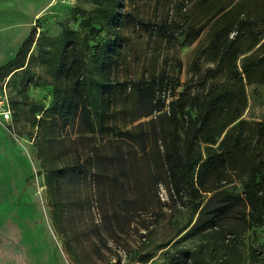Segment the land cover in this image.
Wrapping results in <instances>:
<instances>
[{
    "label": "trees",
    "instance_id": "1",
    "mask_svg": "<svg viewBox=\"0 0 264 264\" xmlns=\"http://www.w3.org/2000/svg\"><path fill=\"white\" fill-rule=\"evenodd\" d=\"M90 2V13L95 17L84 16L85 11L77 6L71 8L82 15L79 29L64 26L58 36H41L38 59L50 77L49 107L37 112L27 108L23 91L12 79L18 67L24 65L33 30L13 58L0 67V79L12 73L15 123L23 125L29 115L34 122L36 156L45 172L53 226L59 228L61 224L59 194L65 188L61 181L68 177L74 180L78 192L89 188L86 180L91 177L96 188L109 193L117 207L136 204L144 186L139 175L146 169L145 146L159 140L164 171L161 183L188 200L195 196L199 200L192 202L195 218L159 247L160 257L150 264H244L245 253L252 261H264V253L252 241L245 244L243 239L248 229L264 224V123L241 119L245 107L242 86L192 96L185 104L195 114L187 115L180 130L175 125L165 128L160 124L136 139L118 117L125 110L124 103H118L120 91L132 83L119 79L118 68L121 22L139 18L122 9V0ZM240 24L238 33L246 29L245 21ZM101 32L102 38L90 45ZM227 34L216 31L212 38L217 57L212 75L224 72L228 62L235 66L239 54L256 44L253 40L246 49H240L238 36L228 39ZM177 82L164 72L148 83L130 85L136 93L134 108L139 111L128 123L154 113L158 114L150 119L151 123L173 118L174 109L181 107L182 93L168 102V112L164 111L165 99L156 93L171 85L169 96H173ZM137 142L142 152L140 160L136 159ZM232 181L239 183L240 193L223 188ZM203 195L208 197L204 199ZM192 240H197L196 245H185ZM148 262L146 259L141 263Z\"/></svg>",
    "mask_w": 264,
    "mask_h": 264
},
{
    "label": "rangeland",
    "instance_id": "2",
    "mask_svg": "<svg viewBox=\"0 0 264 264\" xmlns=\"http://www.w3.org/2000/svg\"><path fill=\"white\" fill-rule=\"evenodd\" d=\"M15 1L10 0V14L22 20L25 5ZM122 1V9L139 20L129 17L121 22L118 75L121 81L132 83L120 91L118 103L123 102L125 110L118 117L127 123L126 128L134 132L136 139L150 133L153 126L158 129L160 124L165 128L175 125L180 130L187 115L195 114L185 104L192 96L240 89V85L245 98L241 119L264 123V0ZM203 1L205 5H201ZM73 6L85 11L84 16L91 14L90 0H53L29 22L34 36L24 65L18 67L12 79L23 91L27 108L34 112L52 102L50 77L38 59L41 36H58L64 26L79 29L82 15L73 13ZM221 8L224 10L217 13ZM244 21L246 29L238 33ZM216 31L228 32V39L237 35L240 49H246L253 40L256 44L239 54L235 66L228 62L224 72L212 75L217 62L212 48ZM101 38L102 32L90 45ZM164 72L175 77L178 85L173 96H169L171 85L156 95L165 99L164 111L168 112V102L182 93L181 107L174 109L173 118L151 123L150 119L158 114L154 113L128 123L139 111L134 108L136 93L130 85L148 83ZM27 117L17 127L19 138L8 136L14 149L13 162L5 179L0 174V182L5 184L0 187V264H142L146 259L148 264L156 263L162 251L159 247L195 218L192 202L197 203L199 198L188 200L161 183L164 171L158 140L145 146L146 169L139 175L145 182L136 204L117 207L109 193L96 188L91 177L86 180L89 188L78 192L74 180L68 177L61 181L65 184L59 194L63 206L61 227L55 228L47 202L45 172L36 156L37 131L31 116ZM135 153L140 160L138 142ZM223 188L234 193L241 191L236 181ZM207 197L203 195L204 199ZM243 239L245 244L252 241L264 253V224L248 229ZM196 243L192 240L185 245ZM244 257V264H264L250 260L246 253Z\"/></svg>",
    "mask_w": 264,
    "mask_h": 264
},
{
    "label": "crops",
    "instance_id": "3",
    "mask_svg": "<svg viewBox=\"0 0 264 264\" xmlns=\"http://www.w3.org/2000/svg\"><path fill=\"white\" fill-rule=\"evenodd\" d=\"M15 2L25 5L26 14L22 20L18 19L16 15L11 16L10 0H0V67L13 58L23 40L28 36L31 18L34 15L39 16L53 0H16ZM36 4L37 6H35ZM11 46H14L13 51H11ZM13 156L14 149L10 139L4 129L0 127L1 179H5V173H9ZM4 185V182H0V187Z\"/></svg>",
    "mask_w": 264,
    "mask_h": 264
},
{
    "label": "built area",
    "instance_id": "4",
    "mask_svg": "<svg viewBox=\"0 0 264 264\" xmlns=\"http://www.w3.org/2000/svg\"><path fill=\"white\" fill-rule=\"evenodd\" d=\"M9 73L5 77L0 79V125L3 127L4 131L8 136L13 139L19 138V132L17 130V125L13 119V96L14 92L11 87ZM36 118L39 115H35Z\"/></svg>",
    "mask_w": 264,
    "mask_h": 264
}]
</instances>
